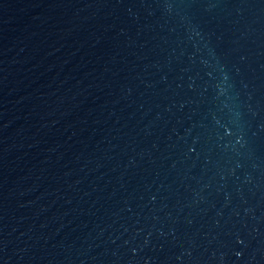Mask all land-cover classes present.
<instances>
[{
	"label": "water",
	"instance_id": "water-1",
	"mask_svg": "<svg viewBox=\"0 0 264 264\" xmlns=\"http://www.w3.org/2000/svg\"><path fill=\"white\" fill-rule=\"evenodd\" d=\"M0 264H264V0H0Z\"/></svg>",
	"mask_w": 264,
	"mask_h": 264
}]
</instances>
